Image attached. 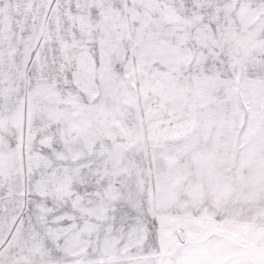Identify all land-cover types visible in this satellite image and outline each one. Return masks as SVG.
<instances>
[{
  "label": "snow or ice",
  "instance_id": "obj_1",
  "mask_svg": "<svg viewBox=\"0 0 264 264\" xmlns=\"http://www.w3.org/2000/svg\"><path fill=\"white\" fill-rule=\"evenodd\" d=\"M0 264H264V0H0Z\"/></svg>",
  "mask_w": 264,
  "mask_h": 264
}]
</instances>
